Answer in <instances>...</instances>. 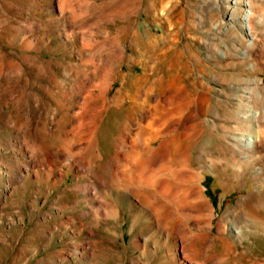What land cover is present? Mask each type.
I'll return each mask as SVG.
<instances>
[{
  "label": "rangeland",
  "instance_id": "1",
  "mask_svg": "<svg viewBox=\"0 0 264 264\" xmlns=\"http://www.w3.org/2000/svg\"><path fill=\"white\" fill-rule=\"evenodd\" d=\"M224 12L222 0H0V264H181L183 244L193 264H264V33L256 20L259 40L241 58L237 31L214 27ZM254 78L249 102L239 86ZM81 84L107 88L92 136L100 155L65 136ZM128 93L152 111L179 108L152 128L167 129L162 172L172 179L188 164L198 180L204 214L186 221L198 233L191 242L176 220L163 231L123 186L132 175L148 190L136 165L118 163L119 181L100 173L117 151L136 161L166 154L160 139L134 136L149 108ZM124 132L135 149L120 143ZM256 132L243 153L240 140ZM103 190L123 197L115 216Z\"/></svg>",
  "mask_w": 264,
  "mask_h": 264
},
{
  "label": "bare ground",
  "instance_id": "2",
  "mask_svg": "<svg viewBox=\"0 0 264 264\" xmlns=\"http://www.w3.org/2000/svg\"><path fill=\"white\" fill-rule=\"evenodd\" d=\"M222 4L225 9L223 18L219 23L215 24L214 27L220 31H223L226 36H229L233 31H237L235 42L244 43L243 49L240 50L241 58L247 59L249 55H251L250 53L252 49L256 46L259 40L256 34V20L261 23V31L262 33H264V0H222ZM224 46L225 49L217 50V53L222 56L227 55L226 50L228 48V45L225 44ZM235 47L236 49L238 48V46ZM252 83L254 87H244L238 85L239 92L244 95L247 101L249 102L251 101L250 94L252 93L253 89H257L259 87V81H257L256 78L252 79ZM104 85H102L101 87H103ZM78 87L81 93L84 91V95L82 96V105L80 106L78 113L73 114L74 117L72 118L74 120L70 123L69 129L65 132V136H68V140L78 138V140L87 141L86 146L80 147V152H85L86 149L91 147L93 150H97V155H100L98 141L96 139H92V136H95L99 115L108 106V104H110V101H108V99L106 98L107 88H99L95 93H93L91 90L87 89V87L82 84ZM126 97L131 98L138 108L143 107L148 102L147 98L142 99L141 102H137L135 94L132 95L128 93ZM147 105L149 109L145 111L143 115H141V121L144 122V124L142 125L141 123H138L134 132V136L140 138L141 140L156 141L160 139V147H162L164 146L165 140L161 139V133L163 131H167V129L161 131L160 129H157L158 127H155V129L152 128V125L155 123L156 125H160L166 120L171 119L177 113H179V108L177 107L169 113H161L156 108H154V110L152 111V106L149 104ZM92 108L96 110L95 114L89 116L88 112L92 110ZM256 113L257 112L255 111L253 115H256ZM92 118L93 121L91 122ZM131 138L132 137H130L129 134L124 132L120 138V143L125 144L126 147L132 149L136 144L133 143L134 141ZM259 139V134L256 132L253 135H249L247 140L246 138L240 140L243 143L241 151L244 153L245 150L252 148L256 144V142L259 141ZM261 140L264 141L263 138ZM193 142L196 141L193 140ZM193 142L192 145L194 144ZM163 148L165 149L166 154H163L161 156L162 158H159L160 160L158 161H153L151 159H140L138 161L131 160L133 157L131 159L124 158L122 155L123 152L117 151L115 155L111 158L109 164L103 167L100 173L106 175L108 170L114 171L113 179L116 178L115 181H119L117 178L119 176L117 172L118 163L124 162V166L129 170H132V167L136 165L138 172L134 175V177L137 176L140 181L144 182L143 184H145L148 190H140V188L137 189L135 188V186H131L130 183L132 181V175L122 176V178L124 177L125 179V182L123 181V186L130 189L132 195L143 202L147 210L146 216H152L153 218H155L157 224L160 225L163 231L169 234L168 224L171 223L172 220H176L178 224H183L182 227L179 224V239L182 242L185 240L191 242L194 240L193 238L198 233H195V231L191 230L187 226L186 221L187 219L191 218H199L204 214L203 209L201 207V204L202 202H204V200L201 195V190L198 186V180L195 177L196 175L194 174V169H190L189 166H187L188 164L176 168L174 173L171 175L173 176L172 179L168 177L169 173L167 174L165 172H162L163 167L165 165L164 163L166 161H164V159H167L168 157L170 158L172 156L167 154L168 150H166L165 146ZM187 148L188 147H186V149ZM186 149L181 151L177 146H175L172 150L174 151V154L179 152L181 155H183L185 161V159L189 160V154L187 153ZM183 164H185V162ZM150 167L152 170V176L144 177L143 172ZM103 193L106 197L110 199L111 202L109 204L111 209L110 213H108V216H115L118 211L117 207L113 206H116L117 204L121 203L123 197L118 193H112L106 190H103ZM108 203L109 202H107V205ZM128 206L130 209H132V206L129 201ZM134 213H139L138 209H134ZM233 228L235 232H241V228ZM206 235L208 236V233H206ZM211 240L213 243L215 241V238H212ZM212 243L206 245L204 252H207L208 249L212 247ZM190 249L191 246L183 244L181 249L183 262H181V264H193V261L196 259L195 255L191 253L189 254L186 251Z\"/></svg>",
  "mask_w": 264,
  "mask_h": 264
}]
</instances>
